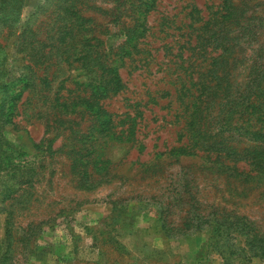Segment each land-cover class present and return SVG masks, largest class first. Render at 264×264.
Here are the masks:
<instances>
[{"label":"rangeland","instance_id":"rangeland-1","mask_svg":"<svg viewBox=\"0 0 264 264\" xmlns=\"http://www.w3.org/2000/svg\"><path fill=\"white\" fill-rule=\"evenodd\" d=\"M21 2L20 17L11 27L13 36L7 38L9 28L0 33V43L6 45L0 51V84L26 74L29 61L23 59L22 46L54 43L70 25L65 15L72 18L71 26L76 15L85 18L113 48L122 43L121 31L146 15L142 49L159 62L165 54L168 57L166 44L183 42L178 35L189 30L194 9L207 18L222 6V0ZM235 2L246 6L249 21L239 19L231 35L241 37L247 25L252 29L237 44L241 51L235 54L240 62L235 74L247 80L254 64L264 66V0ZM53 70L55 76L62 72L51 68L50 78ZM141 72L124 69L126 90L105 106L121 119L139 113L142 154L130 142L98 136L91 142L95 153L76 161L71 152L75 144L81 145L79 131L88 132L96 122L87 115L56 114L45 100L54 91L42 89L39 79L23 93L12 118L15 126L0 131L24 153L22 164H32L36 172L27 183L17 179L4 185L0 179V264H264V170L249 180L215 167L183 170L180 163L164 165L154 175L140 171L138 161L154 162L156 153L178 146L180 128L171 122L172 108L164 106L171 96L162 99L165 84L158 81L165 73L139 76ZM247 138L242 137L246 146L256 144L264 156V131L254 140ZM76 162L84 167L77 168ZM186 188L190 193L180 201ZM235 221L239 223L233 225Z\"/></svg>","mask_w":264,"mask_h":264},{"label":"trees","instance_id":"trees-1","mask_svg":"<svg viewBox=\"0 0 264 264\" xmlns=\"http://www.w3.org/2000/svg\"><path fill=\"white\" fill-rule=\"evenodd\" d=\"M243 7H238L235 0H222L221 8L207 18L202 15V10L194 9L191 12L194 21L187 25L189 30L178 35L183 42L166 44L168 57L165 54L159 62L147 49H142L145 45L142 39L148 31L145 14L136 24L121 31L123 40L117 48L108 47L88 26L85 18L80 19L76 15L71 26L72 18L65 15L70 25H65L54 43L36 41L22 46V52L26 54L23 59L29 61L26 74L22 73L9 84H0V89L4 87L0 129L15 126L12 118L17 103L39 79L42 89L54 91L52 98L47 95L45 100L56 114L87 115L96 122L88 132L79 131L81 145L75 144L71 152L72 156L76 155V161L95 153L91 142L96 141L98 136L130 142L139 147V154H142L145 145L139 139V113L134 116L127 114L125 119H121L105 104L126 90L124 69H130V73L142 71L139 76L145 72L165 73L158 81L165 87L159 90L164 91L162 99L171 96L164 106L174 111L171 122L180 127L177 131L179 144L156 153L154 162L138 161L142 168L140 171L144 169L154 175L164 165L180 163L183 170L193 166L204 169L215 167L247 180L256 178L264 170V156L256 144L246 146L242 137L248 135L247 139L254 140L264 131V66L254 64L247 80H239L240 75L235 74L240 69L235 54L241 51L236 46L244 36L252 33V29L248 28L251 25H247L241 37L239 34L231 35L238 20L245 19L246 6ZM21 9V0H0V33L9 28L6 33L8 39L14 34L11 27L18 21ZM69 10L66 8L68 13L73 14ZM245 20L249 21V17ZM5 48L6 45L0 43V51H5ZM5 67L2 62L1 69ZM54 67L56 73L62 72L55 76L53 70L50 78L47 72ZM40 72H43L41 76ZM10 85L14 91H10ZM11 95L14 98L6 105ZM138 97L141 98L138 106L142 107L143 95ZM139 117L143 120L142 111ZM259 122L261 126H258ZM124 125L128 127L120 128ZM51 143L52 140L50 148ZM23 155L0 131V179L4 185L6 180L20 179L27 183L36 172L32 164H22ZM183 163L191 164L183 166ZM75 166L83 165L76 162ZM243 167H248V171ZM185 181L183 186L188 188L189 184L185 185ZM185 193H190V190L181 192L180 201H183ZM235 223L239 221L233 225Z\"/></svg>","mask_w":264,"mask_h":264}]
</instances>
